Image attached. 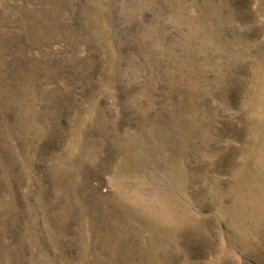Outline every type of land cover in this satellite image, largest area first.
<instances>
[{"label":"rangeland","instance_id":"374dc122","mask_svg":"<svg viewBox=\"0 0 264 264\" xmlns=\"http://www.w3.org/2000/svg\"><path fill=\"white\" fill-rule=\"evenodd\" d=\"M0 264H264V0H0Z\"/></svg>","mask_w":264,"mask_h":264}]
</instances>
